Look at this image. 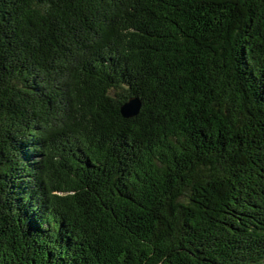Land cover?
I'll return each mask as SVG.
<instances>
[{
  "label": "trees",
  "instance_id": "obj_1",
  "mask_svg": "<svg viewBox=\"0 0 264 264\" xmlns=\"http://www.w3.org/2000/svg\"><path fill=\"white\" fill-rule=\"evenodd\" d=\"M0 264H264V0H0Z\"/></svg>",
  "mask_w": 264,
  "mask_h": 264
},
{
  "label": "water",
  "instance_id": "obj_2",
  "mask_svg": "<svg viewBox=\"0 0 264 264\" xmlns=\"http://www.w3.org/2000/svg\"><path fill=\"white\" fill-rule=\"evenodd\" d=\"M141 109V102L137 97L128 98L119 109L121 117L131 119L135 117Z\"/></svg>",
  "mask_w": 264,
  "mask_h": 264
}]
</instances>
